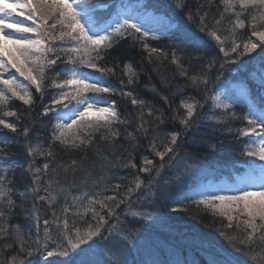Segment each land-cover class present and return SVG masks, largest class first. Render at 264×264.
<instances>
[{
	"label": "snow or ice",
	"instance_id": "obj_1",
	"mask_svg": "<svg viewBox=\"0 0 264 264\" xmlns=\"http://www.w3.org/2000/svg\"><path fill=\"white\" fill-rule=\"evenodd\" d=\"M169 2L174 5L172 12L157 13L149 10L146 0H0V130L22 136L21 146L29 158L26 164L0 162V264H30L33 257H39L41 264H132L128 256L141 235L133 225L155 223L154 209L161 203L172 213L187 211L185 201L227 220L222 229L235 227L242 232L238 236L221 230L231 251L206 252V264H238L233 253L247 256L251 264H264V0H219L218 16L211 24L209 11L216 0H195L194 9L188 0ZM183 21L198 22V32L218 49V55L204 60L198 74L190 75L184 60L202 59L200 53L208 43ZM245 29L247 36L242 35ZM129 38L149 64L155 61L158 68L170 62L189 82L176 86V93L191 86L201 98L181 97L179 105L172 107L156 85H146L170 108L168 117L164 108L140 97L139 73L127 61L122 68L126 79L119 86L113 84L107 77L116 74L119 64L101 61H107L109 50ZM162 38L169 41L168 50L149 43ZM50 71H55V77H49ZM161 87H170L166 77L161 78ZM49 88L56 91L49 94ZM46 95H50L47 101ZM37 96L38 116L52 122L46 143L31 139L38 121L21 129V112L12 107L13 101H19L27 108L26 117H31ZM112 97L124 101L127 114L122 115ZM206 105L210 114L202 115ZM5 117H15L16 122ZM167 119L180 129L164 132L161 139L159 128ZM237 120L245 123L234 129L231 123ZM201 122H207L212 132L235 133L243 143L240 155L260 161L249 165L240 183L230 189L231 195L185 188L186 180L196 173L184 143L217 148L205 136H197ZM121 128L130 144L128 155L121 163L120 157L109 160L98 153L108 161L99 175L94 165L84 167V155L79 162L56 160L57 146L65 152L86 153L94 144L99 147L97 138L114 150ZM141 137L148 141L147 150L155 160L141 152L137 164L133 151L140 147ZM12 143L21 141L0 136V161L9 155L6 146ZM37 157L42 165H37ZM117 166L130 168L135 175L109 177L103 171ZM17 167L31 176V184L22 191L13 187L9 175ZM60 168L65 173L63 182ZM177 204L181 207L173 206ZM17 208L29 224L11 222Z\"/></svg>",
	"mask_w": 264,
	"mask_h": 264
},
{
	"label": "trees",
	"instance_id": "obj_2",
	"mask_svg": "<svg viewBox=\"0 0 264 264\" xmlns=\"http://www.w3.org/2000/svg\"><path fill=\"white\" fill-rule=\"evenodd\" d=\"M146 3L150 8H158L159 5H161L163 8L166 9V11H163L164 13H169L174 10V5H171L169 0H146ZM168 4V5H167ZM188 4L194 9L195 8V0H188ZM167 5V6H166ZM219 6V0H216V5L213 6L209 11V24L212 22L213 17L218 16L217 7ZM182 19V14H177ZM247 19V17H245ZM183 23L187 26V28L192 32L200 37H202L207 43L208 47L203 50L200 55L202 56V59L200 60H192L188 61L187 58L184 60L185 67L187 68L190 75L192 74H198L202 71V64L204 60L210 59L212 56L217 55L216 51L218 49L215 47V44L213 41H211L207 36H205L203 33L198 32V22L188 23L187 21H183ZM227 24L225 23L222 25V27H226ZM248 30L245 29L242 32V35L247 36ZM254 39V38H253ZM149 43L154 44V46L159 48H164L165 50L169 49V41L165 38H162L158 42L149 41ZM189 51H193V49L189 48ZM171 53L169 52V55ZM145 54L140 50L138 46H133V43L131 39L127 40H121L114 48L109 50L108 53V60L107 61H101V64L107 63L108 66H112L113 64H119V67L115 69L116 74L114 76L107 77L113 84L119 86V81L121 79H126L123 76L122 68L124 62H131V64L134 66L136 71L139 73V84L136 86V91L140 95L141 98L149 101L151 104H153L156 107L164 108L166 110V114L168 117L171 115L170 108L164 104V102L160 99L159 96L154 95L153 92L149 91L148 88H146V85H156V87L159 89L161 94L168 96L170 104L172 107H176L180 103L181 97H186L189 95H195L196 98H198L199 93H196L194 89L191 86H188L185 88L184 92L176 93V86H183L188 85L189 82L179 76L178 70L175 68L174 65H171L170 62L165 61L162 65H160L157 68L156 62L154 61L152 64H149L148 61L144 58ZM218 65V64H217ZM214 72V71H213ZM56 75V73H54ZM213 74V73H212ZM166 77L170 82V87L164 88L161 87V78ZM175 93V94H173ZM112 99H115L120 104V111L122 115L127 114L125 112L124 108V101L120 99V97H112ZM40 100L39 96L37 97L36 105L33 109V113L31 117H26L27 108L23 107L18 104H14V108H16L18 111L21 112L22 119L19 122V127L22 129L26 124H31L32 120H37L38 123H36L32 127V134L31 139L33 142H35L37 139L47 142L50 139V129H51V123L47 120V118L39 117L38 113L41 111V107L39 106ZM127 108L129 111H131V105L128 104ZM238 111V109H237ZM183 110H181V113ZM13 122H16V118L12 119ZM237 121H234L231 123L232 128H239L237 127ZM44 124H47V128L44 127ZM205 128L207 134L204 135L205 138L211 140L212 142L217 144V148L214 151L215 154H220L222 150H224L225 154L229 156L226 158L227 160L232 159H239L242 161L241 158L236 157V150L237 147H235L233 144L236 141L235 137L236 134L233 133L232 135H229L227 133L220 134L217 132H212L210 127L207 126V123H202V127L200 130H203ZM180 126L178 123H173L170 119H167V122L160 126L159 131L161 132V139H164L163 133L164 132H171L179 130ZM133 128L130 127L129 131H132ZM222 133V132H221ZM15 136V139H19L21 143H12L6 146V151L9 152V155L7 156V161L4 162V164L12 163L13 159L20 164H26L28 161V156L26 153V150L22 148L23 143V137L17 136L16 134H13ZM199 137V136H198ZM97 143L99 147H97L96 144H94L91 148L87 150L86 153L81 152H65L62 149L57 146L56 152V160L60 163H70L71 160L75 159L78 162L80 161V158L82 155L86 156V160L84 161V167H92L94 165V172L96 175L101 174L102 166L107 165L108 161L103 159L102 156L108 157L109 160H116L117 157H120V162H124V157H127L128 150L130 149V144L127 140L124 139L123 134V128H121V136L117 138V147L112 150L109 149L103 142H100L97 138ZM148 141L144 140L143 137L140 138V147L135 149L133 151V155L135 156V162L139 164L140 162V153H144L145 155H150L153 159L155 157L152 156V153L148 152L147 150ZM188 145H184V149L190 154L191 158H198L199 153L196 150H189L190 148L186 147ZM190 146V145H189ZM193 146V145H192ZM206 146V145H205ZM226 146L227 148H224ZM193 149V148H192ZM98 153L102 154L98 155ZM184 156V155H183ZM37 165H42L43 160L39 157L36 159ZM53 167L56 166L55 163L52 165ZM77 167L79 168V163L77 164ZM103 171L111 177L112 174H117L118 176H128L129 179L131 176H134L135 173L132 172L130 168H120V167H104ZM10 178L13 180V187L19 190H24V188L28 185L23 184V179L26 180V182L31 181V176L29 173L24 171L23 168L17 167L14 170V173H10ZM51 175V173H50ZM59 179L61 182H63L65 173L63 171V168H60L58 170ZM79 176H83V173H78ZM30 179V181H29ZM115 182V180L113 181ZM122 183H127V181H121ZM88 189L90 190L92 188L91 184H89ZM74 191H77L74 189ZM111 194V193H108ZM17 203H20L19 198L17 197ZM28 207H31L30 204L27 205ZM41 208H45V205L41 204ZM46 215H49L50 213L45 211ZM154 213L159 214L160 218L163 220V226L177 230L182 229L185 231V233L189 234L188 232H194L192 234L198 235L200 239H206L208 238L209 242L215 243L216 245L229 249L227 241L220 235V231L224 230L228 232L229 234H236V235H242V232H237L236 229L230 230L223 228V225H226L228 222L227 220H222L219 216H213L209 211L203 210V209H197L195 206L188 207L187 211H179L176 213L170 212L169 208L164 206L163 203L158 204L155 209ZM12 223H20L22 226L27 225L30 223L29 220H26L24 216L21 214V211L19 208L16 209V214L13 216V219L11 221ZM42 225V224H41ZM205 231V232H204ZM212 233V234H211ZM223 238L220 241H218V238ZM219 238V239H220ZM216 241H218L216 243ZM148 251V249H146ZM231 251V250H230ZM240 257V260L243 263L251 264L248 257L243 255L242 253H237ZM146 257H138L133 260V264H155L154 258H149V260H146Z\"/></svg>",
	"mask_w": 264,
	"mask_h": 264
},
{
	"label": "rangeland",
	"instance_id": "obj_3",
	"mask_svg": "<svg viewBox=\"0 0 264 264\" xmlns=\"http://www.w3.org/2000/svg\"><path fill=\"white\" fill-rule=\"evenodd\" d=\"M15 19H17L16 17H15ZM17 20H19V19H17ZM24 23H30V22H28V21H24ZM218 52V51H217ZM252 55H254V53L252 54ZM255 56H256V54H255ZM219 59L220 60H222L223 58H221V56L219 57ZM245 60H249V59H251L250 57H245L244 58ZM232 67H236V66H232ZM212 75H214L215 76V72H213V74ZM229 75H231V74H229ZM201 98V96H200V94H199V96H198V98L197 99H200ZM219 133H221V132H219ZM189 135H191V134H189ZM197 135H199V134H197ZM186 144H189V143H184V145H186ZM234 146H236L235 144H233ZM199 145H196V147L194 146L193 147V150H196V148H197V151L199 150V147H198ZM224 148H227L226 146H224ZM242 149V148H241ZM180 155H181V153H180ZM200 155V158H198L199 159V161L201 162V163H204V158L202 157V154H199ZM249 161V164H251V163H257V164H259L260 163V161H254L252 158H247ZM157 163H159V161H157ZM195 165V173L196 172H201V173H204V171H206V169L204 168V166L203 165H201V164H194ZM246 173H244V174H242L236 181H235V183L233 184V185H228V186H226V187H219V188H217V186L214 184V183H211V182H209L208 183V185H207V188L209 189V191L211 190V189H214V190H212L211 192H207V193H212V192H215V193H217V194H220V195H231V194H233V192L232 191H230V189H232V188H234V187H236L239 183H240V180H241V178L245 175ZM197 179V180H196ZM204 181V179L203 178H199V177H195L194 178V180L192 179V183L194 182L195 183V187H197V185H198V187L196 188V189H199V191H204L203 189H206V186H201L200 187V184L202 183ZM185 188H191V185H190V179H187L186 180V182H185ZM216 188V189H215ZM155 220V219H154ZM234 228L235 227H233L232 229H230V230H234ZM205 232V231H204ZM212 234V233H211ZM142 241V240H141ZM143 242V241H142ZM50 259H53V258H50Z\"/></svg>",
	"mask_w": 264,
	"mask_h": 264
}]
</instances>
